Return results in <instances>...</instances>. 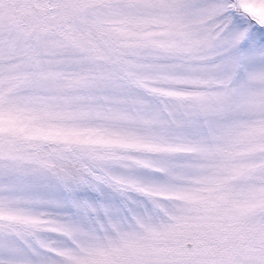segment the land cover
I'll list each match as a JSON object with an SVG mask.
<instances>
[{
    "label": "snow or ice",
    "instance_id": "1",
    "mask_svg": "<svg viewBox=\"0 0 264 264\" xmlns=\"http://www.w3.org/2000/svg\"><path fill=\"white\" fill-rule=\"evenodd\" d=\"M0 264H264V0H0Z\"/></svg>",
    "mask_w": 264,
    "mask_h": 264
}]
</instances>
